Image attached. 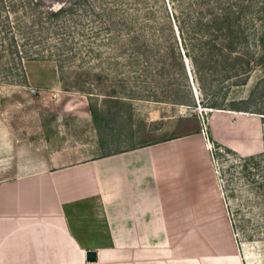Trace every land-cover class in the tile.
<instances>
[{
  "label": "rangeland",
  "instance_id": "1",
  "mask_svg": "<svg viewBox=\"0 0 264 264\" xmlns=\"http://www.w3.org/2000/svg\"><path fill=\"white\" fill-rule=\"evenodd\" d=\"M0 104L55 149L182 133L209 156L220 242L264 264V0H0Z\"/></svg>",
  "mask_w": 264,
  "mask_h": 264
},
{
  "label": "crops",
  "instance_id": "2",
  "mask_svg": "<svg viewBox=\"0 0 264 264\" xmlns=\"http://www.w3.org/2000/svg\"><path fill=\"white\" fill-rule=\"evenodd\" d=\"M11 107L0 104V264H247L218 238L209 156L182 133L55 149L27 139Z\"/></svg>",
  "mask_w": 264,
  "mask_h": 264
},
{
  "label": "water",
  "instance_id": "3",
  "mask_svg": "<svg viewBox=\"0 0 264 264\" xmlns=\"http://www.w3.org/2000/svg\"><path fill=\"white\" fill-rule=\"evenodd\" d=\"M86 258L88 261H94L96 259V254L94 251H87Z\"/></svg>",
  "mask_w": 264,
  "mask_h": 264
},
{
  "label": "bare ground",
  "instance_id": "4",
  "mask_svg": "<svg viewBox=\"0 0 264 264\" xmlns=\"http://www.w3.org/2000/svg\"><path fill=\"white\" fill-rule=\"evenodd\" d=\"M256 75H257V72L254 73L252 80L250 81L251 85L254 84V82L256 80ZM207 144H210V142H208Z\"/></svg>",
  "mask_w": 264,
  "mask_h": 264
}]
</instances>
